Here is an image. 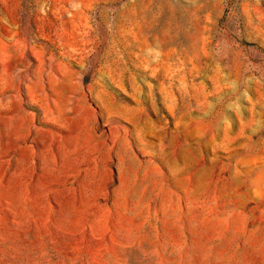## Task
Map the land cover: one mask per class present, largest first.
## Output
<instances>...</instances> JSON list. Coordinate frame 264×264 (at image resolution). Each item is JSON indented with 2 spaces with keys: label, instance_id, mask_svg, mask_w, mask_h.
Masks as SVG:
<instances>
[{
  "label": "rangeland",
  "instance_id": "rangeland-1",
  "mask_svg": "<svg viewBox=\"0 0 264 264\" xmlns=\"http://www.w3.org/2000/svg\"><path fill=\"white\" fill-rule=\"evenodd\" d=\"M0 264H264V0H0Z\"/></svg>",
  "mask_w": 264,
  "mask_h": 264
}]
</instances>
